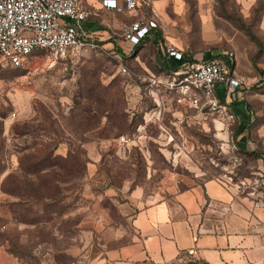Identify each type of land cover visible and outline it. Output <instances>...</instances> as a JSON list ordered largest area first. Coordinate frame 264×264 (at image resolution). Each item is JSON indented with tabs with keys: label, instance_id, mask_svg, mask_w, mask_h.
<instances>
[{
	"label": "rangeland",
	"instance_id": "obj_1",
	"mask_svg": "<svg viewBox=\"0 0 264 264\" xmlns=\"http://www.w3.org/2000/svg\"><path fill=\"white\" fill-rule=\"evenodd\" d=\"M121 53L57 61L38 52L20 68L0 58V264H155L109 258L133 242L138 206L210 179L263 178L255 158L239 151L233 122L170 87L156 49ZM55 145V156L72 153L69 163L21 170ZM9 177L29 212L18 206L23 193L4 191Z\"/></svg>",
	"mask_w": 264,
	"mask_h": 264
},
{
	"label": "crops",
	"instance_id": "obj_2",
	"mask_svg": "<svg viewBox=\"0 0 264 264\" xmlns=\"http://www.w3.org/2000/svg\"><path fill=\"white\" fill-rule=\"evenodd\" d=\"M150 1L158 11L159 26L137 46L124 40L122 28L151 18L148 8L117 13L104 8L102 0H84L83 8L91 12L85 28L103 50L112 53L153 47L162 57L157 65L169 79L178 65L166 57V42L189 55L188 66L232 54L237 75L252 82L264 75V0ZM228 102L235 113L239 151L253 154L258 169L264 171V86L235 91ZM258 180L260 203L246 192L235 195L228 178L210 179L138 206L131 218L133 242L109 258L155 264H264V176ZM182 255L187 257L181 259Z\"/></svg>",
	"mask_w": 264,
	"mask_h": 264
},
{
	"label": "built area",
	"instance_id": "obj_3",
	"mask_svg": "<svg viewBox=\"0 0 264 264\" xmlns=\"http://www.w3.org/2000/svg\"><path fill=\"white\" fill-rule=\"evenodd\" d=\"M84 0H0V58L13 67H21L32 54L44 51L55 60H69L82 51L103 52L85 28L91 12L83 8ZM102 6L117 13L148 8L151 18H141L122 28V37L132 46L141 44L158 28V11L150 0H102ZM166 57L183 67L172 71L170 87L189 98L191 106L208 110L212 115L232 123L235 113L228 99L238 90L246 91L264 83V77L252 82L237 75L234 55L208 57L202 64L188 66L189 55L166 42ZM115 54V53H114ZM127 73V69H122ZM126 142V138H121ZM235 195L247 193L260 203V181L229 183ZM182 255L180 258L185 259Z\"/></svg>",
	"mask_w": 264,
	"mask_h": 264
},
{
	"label": "trees",
	"instance_id": "obj_4",
	"mask_svg": "<svg viewBox=\"0 0 264 264\" xmlns=\"http://www.w3.org/2000/svg\"><path fill=\"white\" fill-rule=\"evenodd\" d=\"M249 36L251 37V39H253V41L258 42V40L255 38L254 35L249 33ZM39 52H44V51H39ZM35 53H38V52H35ZM34 54H32V55H34ZM21 67H23V65ZM16 68H20V67H16ZM178 68H179V65L174 67V70H177ZM262 77H264V75ZM260 86H264V83L262 85H260ZM2 135H3V130H0V175L5 170V165H4L3 155H2V153H3V140L1 139ZM57 147L58 146L55 145V146H53L51 148H48L45 151L46 154L44 156L40 157L39 159L37 158L34 162H31V164L27 165L25 168H24V162L23 163L21 162V166H22L21 170L24 171V173L27 176L31 175V174L36 175L37 173L40 174L41 172H44V171L48 170L49 168H53V167L59 166L61 160L66 162V163H69L70 162V158H72V153L70 152L69 157H67L65 159L60 158L58 156H55V153H54ZM248 155H250V154H248ZM251 155L253 156V154H251ZM76 158L79 159L78 157H76ZM62 168H64V167H62ZM65 169L67 170L66 167H65ZM10 178L11 177H9V179L6 181L7 183L4 182V185H5L4 191L7 194L14 195V196L23 193L24 194V195L22 194L23 196L22 195H18V196L25 197V199H23V201H21V204H19L18 206H21L24 209L28 205L27 202L29 201V199L26 198L25 191L23 190L22 187H20L17 184H16V186H13V185L11 186L10 185V183H9L10 180H11ZM8 183H9V186H8ZM48 201H49V197L46 198L45 200L40 199L39 200V204L41 206H43V207H47L48 205H50L48 203ZM52 201H54L53 197L51 198V202ZM24 210H25V212H27V211L29 212V210H27V209H24Z\"/></svg>",
	"mask_w": 264,
	"mask_h": 264
}]
</instances>
